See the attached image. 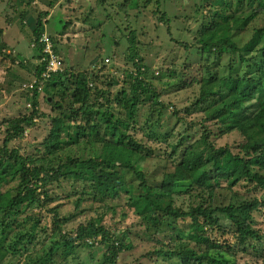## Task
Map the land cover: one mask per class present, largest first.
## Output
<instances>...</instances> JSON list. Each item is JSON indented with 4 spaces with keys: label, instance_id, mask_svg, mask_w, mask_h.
<instances>
[{
    "label": "trees",
    "instance_id": "obj_1",
    "mask_svg": "<svg viewBox=\"0 0 264 264\" xmlns=\"http://www.w3.org/2000/svg\"><path fill=\"white\" fill-rule=\"evenodd\" d=\"M141 1L151 0H124L148 6ZM191 6L184 15L161 11L158 20L159 29L166 26L164 32L185 52L181 65L164 69L166 87H199L192 104L197 108L189 105L172 114L184 122L185 115L200 112L201 133L196 135V123L180 130L165 121L167 105L153 87L160 75L145 65L134 30L127 36L125 59L132 65L123 79L127 87L112 78V67L100 76L104 59L95 62L93 74L77 73L73 81L66 70L45 78L54 110L51 128L34 152L22 154L7 145L44 116L36 88L26 89L33 91L32 97L24 94L25 100L31 98L29 113L6 120L0 148V264H118L120 253L133 247L129 231L102 221L107 212L124 216L129 211L155 241L148 264H237V251L264 262V236L253 217L255 211L264 214V0H194ZM47 14H38L33 28L38 62H20L35 77H41L45 64L39 60L46 55L41 39ZM175 21L187 25L191 40L173 37ZM63 32L47 34L54 53ZM168 55L167 66L178 60L176 53ZM137 130L146 141L136 137ZM231 133L239 136L237 145L225 141ZM63 184L74 206L66 217L59 216L57 205L50 206L60 198L51 188ZM85 202L97 203L102 211L88 220L78 218L89 211ZM41 208L45 217L34 211ZM77 220L75 228L66 227ZM226 232L235 237L233 243L216 237ZM96 240L104 248L101 257L90 251ZM83 249L90 251L87 261L80 256Z\"/></svg>",
    "mask_w": 264,
    "mask_h": 264
},
{
    "label": "rangeland",
    "instance_id": "obj_2",
    "mask_svg": "<svg viewBox=\"0 0 264 264\" xmlns=\"http://www.w3.org/2000/svg\"><path fill=\"white\" fill-rule=\"evenodd\" d=\"M54 2V5H49V0H0V29L2 31L0 33V148L7 132L6 120L17 117L19 114H28L31 108V101L30 99L25 100L24 94L29 95L33 92L28 93L25 86L35 79V74L33 69L29 70L22 67L20 62L28 60H30V64L38 62L35 57L37 50L33 42L35 37L33 28L37 15L45 11L48 14L46 18L43 17L42 30L44 32L48 35H55L58 30H65L57 41L58 52L56 53L61 58V65L67 72L66 76L71 81L75 79L77 73L93 74L96 71L94 65L96 61L93 59L99 57L98 61L104 59L106 63L104 70L99 73L100 76L105 77L108 72L107 68L112 67V78L120 81L118 86L127 87L128 81L124 83L123 79H127L126 73L132 68V65L125 59L129 52L127 36L129 32L132 33L134 30L137 49L140 56L143 57L145 65L154 75L158 73L160 75V82L155 80L153 87L158 91L160 101L167 105L166 112L168 114L165 121L171 126L175 125L180 130L190 129L188 123L193 122L196 123V135L201 133L198 130L202 120L200 112L185 115L184 122L176 120L172 114L175 109H182L189 105L195 110L197 107L193 108L192 104L199 95V87L195 84L180 90L166 87L165 81L168 80V77L165 76L166 71L164 69L170 68L173 64L176 65V63L181 65L185 52L182 45L164 32L166 26L161 30L159 29L161 21L158 20L161 11H169L173 15H184L185 9L190 12L194 0H186V2L184 0H159V4L155 3L156 0L141 1L139 5H148L143 8L129 5L124 0H54ZM119 5L125 6L126 9L119 8ZM129 6L131 8H128ZM194 25L195 23H192L191 27ZM185 27L187 25L180 21L173 22V37L177 40H191L192 35ZM171 52L178 55V60H173V63L167 66L169 62L167 57ZM227 60V55L221 57L220 64L223 67L220 69L221 72H225ZM68 85L71 86V83ZM9 86L10 90L8 91ZM38 100L39 111L44 113V116L34 118L33 124L25 128L21 137H16L9 142L8 149L18 148L22 154L34 152V149L39 146V141L48 134L51 128L50 117L54 114L50 104L51 98L47 100L45 91L42 89L39 92ZM145 102L146 105L150 103L148 100ZM143 111H146V108ZM181 115H184V112H181ZM143 118L141 117L140 124L143 123ZM209 127L212 128L213 125L210 124ZM135 134L141 141H146L145 135L140 130H137ZM225 141L237 145L240 138L236 133H231ZM223 142V139L217 140V144ZM147 143L149 146L152 145V142ZM147 163L150 166L153 161L149 159ZM240 188L241 190L246 189L243 186ZM67 191V184H63L61 188L54 186L50 190L51 195L60 197L50 204V206L57 205L60 217H66L74 212L73 199L65 197ZM260 194L261 192L258 193V195ZM83 206L89 209L85 214L78 217L83 220L99 215L102 211L97 203L85 202ZM90 209L93 211L90 212ZM95 209H97L96 212H94ZM34 211L45 217L44 208ZM253 217L255 229L264 236L263 212L255 211ZM102 223L107 224L108 227L127 228L129 231L127 234L133 247L120 253L117 258L118 264L152 263L147 253L153 248L155 241L143 234V228L134 213L129 211L123 216L120 213L111 215L107 212ZM77 224H79L78 220L77 222L72 221L67 223L66 227L75 228ZM46 226H52L49 215ZM216 237L220 241H230L231 243L235 241V237L229 232L218 233ZM92 250H97L96 257H101L104 248L96 240L90 251ZM90 251L87 253L83 249L80 252L82 259L87 261ZM236 260L237 264H264L251 252L237 251ZM93 263L96 264V262Z\"/></svg>",
    "mask_w": 264,
    "mask_h": 264
},
{
    "label": "built area",
    "instance_id": "obj_3",
    "mask_svg": "<svg viewBox=\"0 0 264 264\" xmlns=\"http://www.w3.org/2000/svg\"><path fill=\"white\" fill-rule=\"evenodd\" d=\"M41 41L44 42V48L43 51L46 54L42 60L47 61L46 70L42 73V79H38L35 77V79L29 83L27 86H25L26 89H33L36 88L37 91H41L42 89V80H44L46 77L50 75L51 72H54L59 69V66L61 64V59L58 55H56L52 49L51 42L48 40V36L44 35ZM31 92L30 94H32Z\"/></svg>",
    "mask_w": 264,
    "mask_h": 264
},
{
    "label": "clouds",
    "instance_id": "obj_4",
    "mask_svg": "<svg viewBox=\"0 0 264 264\" xmlns=\"http://www.w3.org/2000/svg\"><path fill=\"white\" fill-rule=\"evenodd\" d=\"M44 33H45V32H44ZM45 34H46V33H45ZM46 35H47V34H46ZM47 36H48V35H47ZM32 46H33V45H32ZM55 54H56V53H55ZM56 55H57V54H56ZM60 59H61V58H60ZM98 59H99V57H98ZM107 60H108V59H106V61H107ZM39 61H40V62H41V61H45V62H44V63H45V64H44V69H43V71H42V73H43V72L46 70L47 61H46V60H42V59L39 60ZM61 64H62V61H61ZM61 64H60L58 70H56V71H54V72H51L50 74L56 73L57 71H63L64 69H63V66H62ZM42 73H41V77H38V76L36 75V76L38 77V79H40V80L43 78V77H42ZM37 77H36V78H37ZM44 84H45V79L42 80V89H44V88H43V87H44ZM42 89H41V90H42ZM36 90H37V89H36ZM37 92L39 93L40 91H37ZM29 95L32 97L33 93H32V94L29 93ZM30 99H31V98H30Z\"/></svg>",
    "mask_w": 264,
    "mask_h": 264
},
{
    "label": "water",
    "instance_id": "obj_5",
    "mask_svg": "<svg viewBox=\"0 0 264 264\" xmlns=\"http://www.w3.org/2000/svg\"><path fill=\"white\" fill-rule=\"evenodd\" d=\"M98 60V57H95L94 59H93V61H97Z\"/></svg>",
    "mask_w": 264,
    "mask_h": 264
}]
</instances>
